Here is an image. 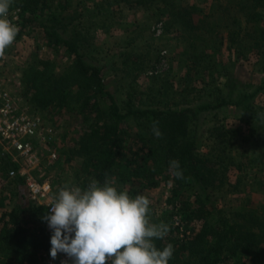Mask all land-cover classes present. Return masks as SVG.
<instances>
[{
  "label": "trees",
  "instance_id": "obj_1",
  "mask_svg": "<svg viewBox=\"0 0 264 264\" xmlns=\"http://www.w3.org/2000/svg\"><path fill=\"white\" fill-rule=\"evenodd\" d=\"M155 1L162 6L160 11L163 10L169 29L184 26V36L189 44L183 56L194 60L191 70L204 73L202 69L208 68L207 60L211 57L208 50L222 46L225 39L227 50L240 54L246 48L244 41L248 38L251 50L264 59V0H211L210 11L198 23L194 19L197 11L182 6V0L136 2L146 5ZM14 2L23 12L22 31L33 22L36 12L49 8V0ZM68 6L69 1L64 9ZM49 21L51 27L46 29L49 42L65 47L73 57L72 62L58 71L54 61L35 55L23 71V97L37 109L58 105L69 114L83 117L86 130L68 154L64 151L69 159L81 162L80 171L85 176L82 181L78 179V185L86 187L93 178L103 183L107 175L115 178L120 190L127 189L129 195L135 197L144 189L158 187L164 176H169V161L178 160L184 179H177L171 172L176 184L180 186L189 181L199 192L195 201L183 200L182 208L167 216H156L151 205L152 222L163 221L170 225L168 235L155 240L161 250L168 244L173 245L174 254L169 264H248L246 260L251 264H264V212L251 206L225 211L212 203L216 192L226 191L230 167L234 165L242 172L246 163L243 159L237 161L234 156H227L226 150L232 140L228 131L217 136L216 153L200 151L196 132L199 113L223 106H245L262 121L260 114L247 104L250 97L230 103L224 96H219L216 105L208 103L183 109L137 108L135 101L130 99L125 107H121L107 89L102 69L85 61L76 40L63 37L52 27L58 22L56 15L50 14ZM221 22H226L223 25L226 38L223 29L219 30ZM207 24L210 25L207 33L199 35L205 42L204 48H197L195 34L200 25ZM262 63L264 68V61ZM153 121H159L162 138L153 135ZM130 122L136 123L134 135L129 132ZM261 146L260 153H254L249 163H253L252 167L261 165L263 169L264 148ZM12 167V164L4 163L0 165V171L8 173ZM255 169V173L261 172ZM10 179L24 185L22 177ZM176 195L177 191H174L169 203H174ZM45 214L46 206L31 202L25 207L18 205L3 215L0 218V254L5 255L4 258H14V264H46L44 254L51 249V236L47 222L42 219ZM174 214L181 215L185 221L200 223L201 228H194L189 234L186 231L182 235L176 234ZM2 264L9 263L3 260Z\"/></svg>",
  "mask_w": 264,
  "mask_h": 264
},
{
  "label": "rangeland",
  "instance_id": "obj_2",
  "mask_svg": "<svg viewBox=\"0 0 264 264\" xmlns=\"http://www.w3.org/2000/svg\"><path fill=\"white\" fill-rule=\"evenodd\" d=\"M67 1L70 6L64 9ZM136 1L49 0V8L34 14L33 22L24 27L21 36L2 57L0 88L18 98L25 113L40 115L55 130L53 142L35 144L38 161L28 169V174L33 177L49 181L54 194L64 183L79 186L78 179L82 181L85 176L80 171V160L69 159L64 151L69 153L86 126L83 117L69 114L58 105L37 109L23 97V71L35 55L54 61L58 71L72 62L73 57L65 47L49 42L46 29L51 24L50 14L58 19L52 27L63 37L76 40L85 61L102 69L107 89L121 107H125L130 99L135 101L137 108L183 109L208 103L216 105L219 96H224L230 103L250 97L247 104L264 121V59L251 50L248 38L244 41L246 48L240 54L227 50L226 39L222 46L208 50L211 54L207 60L208 68L202 69L204 73L201 70L197 73L191 70L194 60L183 56L189 44L184 36V26L169 29L163 10L160 11L162 6L157 1L146 5H139ZM11 5L16 6L14 0ZM181 5L197 11L194 19L198 23L210 11L211 0H182ZM224 23H220L219 30L223 29ZM209 26L200 25L195 34L197 48H204L205 42L199 35H205ZM222 31L226 38L225 29ZM198 117L196 132L201 152L216 153L217 136L228 131L232 140L226 150L227 156H234L237 161L243 159L246 163L242 172L234 165L230 167L226 191L216 192L213 205L225 211L251 206L264 212V168L261 165L252 167L253 163H249L254 153H260V145L264 148V123L245 106H223L201 112ZM129 132L131 135L137 132L136 123L130 122ZM54 152L57 158L51 156ZM255 168L261 172L255 173ZM167 174L169 176H164L156 188L143 191L137 188L138 194H144L152 201L158 217L177 212L182 208L183 200L195 201L199 192L189 181L178 186L172 173L168 171ZM174 191L177 195L171 204L169 199ZM29 203L24 185L15 184L6 171H0V218L16 206L25 207ZM174 217L176 234L182 235L185 231L189 234L192 229L201 228L200 223L185 221L181 215L174 214ZM4 257L0 254V264L3 260L9 264L16 261L11 256Z\"/></svg>",
  "mask_w": 264,
  "mask_h": 264
},
{
  "label": "clouds",
  "instance_id": "obj_3",
  "mask_svg": "<svg viewBox=\"0 0 264 264\" xmlns=\"http://www.w3.org/2000/svg\"><path fill=\"white\" fill-rule=\"evenodd\" d=\"M11 3L0 0V57L19 32L8 19ZM151 131L162 138L159 121H153ZM169 171L184 179L178 160L169 161ZM50 199L42 219L52 230L53 259L63 253L73 264H169L173 257V245L161 250L155 244L168 235L170 225L152 222V201L144 194L132 197L127 189L120 190L114 177L106 175L103 183L90 179L83 188L64 183Z\"/></svg>",
  "mask_w": 264,
  "mask_h": 264
},
{
  "label": "built area",
  "instance_id": "obj_4",
  "mask_svg": "<svg viewBox=\"0 0 264 264\" xmlns=\"http://www.w3.org/2000/svg\"><path fill=\"white\" fill-rule=\"evenodd\" d=\"M8 19L19 29L13 42L15 43L22 31L21 8L10 5ZM1 61L2 57H0V65ZM54 137L55 130L48 126L40 115L25 113L19 105L18 98L7 89L0 88V165L4 163L13 165L8 172L9 178L22 177L30 201L35 205L46 206L47 213L52 202L50 197L54 195L53 186L49 181L28 174V169L38 161L35 144L48 143ZM51 156L57 158L55 152ZM47 230L52 236V230L48 225ZM50 250L44 254L46 264H62L66 260L68 264H73V261L63 253H59L57 258L53 259Z\"/></svg>",
  "mask_w": 264,
  "mask_h": 264
}]
</instances>
